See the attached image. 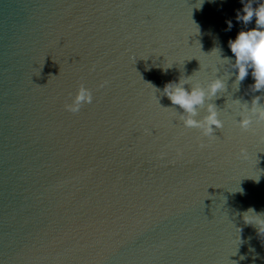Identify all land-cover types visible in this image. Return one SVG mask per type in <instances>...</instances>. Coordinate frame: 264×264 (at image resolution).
<instances>
[{
  "label": "water",
  "instance_id": "obj_1",
  "mask_svg": "<svg viewBox=\"0 0 264 264\" xmlns=\"http://www.w3.org/2000/svg\"><path fill=\"white\" fill-rule=\"evenodd\" d=\"M247 2L0 0V264H264L243 221L264 220V92L228 46ZM180 78L224 81L195 117L215 105L214 138L163 94Z\"/></svg>",
  "mask_w": 264,
  "mask_h": 264
},
{
  "label": "clouds",
  "instance_id": "obj_2",
  "mask_svg": "<svg viewBox=\"0 0 264 264\" xmlns=\"http://www.w3.org/2000/svg\"><path fill=\"white\" fill-rule=\"evenodd\" d=\"M244 3V0H241ZM253 3H257V7H253ZM243 15L238 14L237 20L242 21L247 25L255 18V28L248 31H240L235 40L229 41V48L235 57V63L225 58L224 61L231 63V67L236 71L235 85L237 89L239 85L249 75L251 70L252 78L255 83L250 86L252 92H264V0H248L242 9ZM229 30L232 25L229 22ZM187 81L185 78H180L179 82L168 83L163 94L171 101L173 106H178L182 109L183 114L181 120L185 128L200 129L204 137L214 138L215 131L223 128V123L218 118V111L214 104L207 105V115L202 120H197V108L204 107L205 100H211L217 97V94L225 89V83L221 79H214L209 83L207 91L200 86L191 88V91L185 89L184 85ZM107 81L100 84L103 88L107 85ZM93 100L92 92L85 88L82 84L79 86L74 100L71 104H65V110L73 114L78 113L81 107L85 104H91ZM261 96H255L252 100L253 114L260 122H264V109L257 111ZM252 124L250 118H244L239 121V127L248 131ZM261 142H264V137H261ZM201 148L206 147L204 144ZM240 156L247 159L245 149L240 150ZM254 210L249 209L243 214V221L246 225H254L257 228V234L264 238V220L254 219L253 215H249Z\"/></svg>",
  "mask_w": 264,
  "mask_h": 264
}]
</instances>
